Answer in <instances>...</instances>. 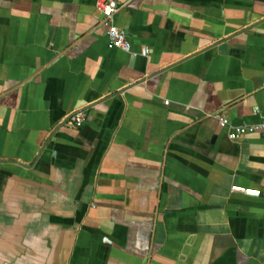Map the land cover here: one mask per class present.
Masks as SVG:
<instances>
[{"label":"crops","instance_id":"crops-1","mask_svg":"<svg viewBox=\"0 0 264 264\" xmlns=\"http://www.w3.org/2000/svg\"><path fill=\"white\" fill-rule=\"evenodd\" d=\"M121 1L0 0V264H264V0Z\"/></svg>","mask_w":264,"mask_h":264},{"label":"built area","instance_id":"built-area-1","mask_svg":"<svg viewBox=\"0 0 264 264\" xmlns=\"http://www.w3.org/2000/svg\"><path fill=\"white\" fill-rule=\"evenodd\" d=\"M122 7L123 3L121 0H96V10L101 15L100 24L106 31L110 47L123 50L127 53H131L132 45L127 33L115 24V16L120 12ZM144 53L146 54L147 50H145ZM218 118L221 122L227 123V120H225V118L221 116H218ZM72 120L75 121L76 125L78 126H81L83 123V119L79 115L73 116ZM255 128L264 129V123L260 126H256ZM251 129L252 128L248 127L235 128L231 131L229 137L232 140H237L244 136ZM233 190L252 196L260 195L259 190L247 189L240 186L233 187Z\"/></svg>","mask_w":264,"mask_h":264},{"label":"water","instance_id":"water-1","mask_svg":"<svg viewBox=\"0 0 264 264\" xmlns=\"http://www.w3.org/2000/svg\"><path fill=\"white\" fill-rule=\"evenodd\" d=\"M249 31V30H248Z\"/></svg>","mask_w":264,"mask_h":264}]
</instances>
